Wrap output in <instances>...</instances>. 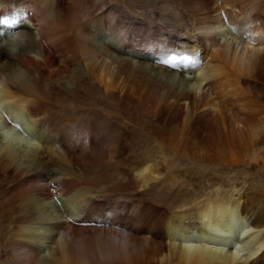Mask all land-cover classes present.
<instances>
[{"label": "bare ground", "instance_id": "obj_1", "mask_svg": "<svg viewBox=\"0 0 264 264\" xmlns=\"http://www.w3.org/2000/svg\"><path fill=\"white\" fill-rule=\"evenodd\" d=\"M0 19V264H262L240 195L166 210L167 160L130 145L250 138L208 99L221 76L264 125V0H0Z\"/></svg>", "mask_w": 264, "mask_h": 264}, {"label": "rangeland", "instance_id": "obj_2", "mask_svg": "<svg viewBox=\"0 0 264 264\" xmlns=\"http://www.w3.org/2000/svg\"><path fill=\"white\" fill-rule=\"evenodd\" d=\"M145 1L146 0H119V2H126V3L133 5L134 7L143 6ZM156 34L160 35L159 33H156ZM131 36L134 37L132 34H131ZM168 36L171 39L174 38V36L171 34ZM144 38H146V36H144ZM137 40H139V38H137ZM221 77H220L219 81L217 80L216 84L212 85V87L213 86L214 87L213 88L211 87L208 99H209V101L213 102L217 106V108L220 107L218 109H220L222 111V117L224 118V120L226 122L229 121V122H227V124L231 123V122H233V123L239 122V124H244V122H245L248 125V128L250 127L249 131L255 130V127L258 125V129L254 131V134L253 135H252V133L250 134V138L253 141V143L250 140L249 135H247L248 134L247 130L244 129L242 131V133H238L234 130L231 131V129H233V128L230 127V125L228 124V131H230V132L227 131L226 133L222 134L223 136L221 135L222 138L224 139V141L223 142L221 141L222 138H220L219 141H216L215 142L216 145H213V147H211L209 149L210 153H208L207 155L204 154L205 152L203 151V147H201L195 143L196 138L195 139L192 138V140L193 139L194 140L192 141L190 139L191 141L187 145L189 149L187 148V146H186V149L194 150V151L190 152V154H189V151L187 150L188 153H185L186 154L185 157H187V158H185L184 156H179V157H177V159L175 161H170L169 158L171 156V153H167V149L164 146L156 145L155 143H152L147 138H145L144 136H141V135L136 136L137 139H135L132 142V144L130 145V147H131L130 153L134 154V155H136L138 153L139 154L151 153L152 156H155V159L156 158L162 159L165 157V159L168 162V168L166 171L167 180H168L167 182L169 184H171L170 187L172 186V188L170 189V187H169L168 190H164L165 189L164 188L161 192H158V194H155V195L151 194L149 196V199L151 200V202L153 204L161 206L164 209L171 211V210H176L177 206L181 205L186 200H188V202H191V197L194 198L195 194H196V196L199 194H200V196H201V194L205 195L206 193H208V194L211 193L213 196L215 194H219L218 196L215 195L216 197H219L221 195L222 196H229V194H233L234 196L233 195L232 196L234 199L236 197H238V195H240V198L242 200L243 199L245 200V201L244 200L243 201H244L248 211H250V210L256 211V214H252L251 218H256V216H258L257 220H258L259 224L264 226V125L261 122H259L260 119H258V115L256 112H253V114H255V115L253 116V114H252L249 117L248 121L245 117L241 118L242 111H240L239 108L240 109L242 108V110H243L244 105H245L244 103H246V101H248L247 103H249V100H247L248 99L247 97L241 96L245 99V101L243 102V101H241V100H243V98L241 99L239 97L241 99L240 101L242 104L240 103V101H235V100H233V101L231 100L232 102L230 103L229 99L226 98L231 94L230 88H229V86L228 87L226 86V83H225L223 76H221ZM220 84H222V85H220ZM216 85H218V86H216ZM223 85H224L225 89L222 88ZM231 97L233 98L234 96H232V94H231L229 98L232 99ZM225 99H227V100H225ZM233 99H236V98H233ZM226 101H228V102L224 103ZM235 102L238 103V105L240 104L241 106L239 105L240 107H238V105L235 104ZM233 104H235V105L232 106ZM222 106H224V108H226V109H224ZM230 106H232V107H230ZM224 112L225 113L227 112V113L225 114ZM235 112H236V114L233 115ZM231 113H232V115H231ZM237 113L240 115V117ZM228 115H231V116L229 117ZM256 116H257V120H254V119H256ZM240 118H241V120H240ZM252 120H253L254 124H253ZM25 121L23 123H25L24 126L26 127L27 123ZM255 123H256V125H255ZM24 126H22V124H19L18 125L19 131H22ZM24 129L26 132H27V130H29L28 132L31 133V135H32V132L30 131V127L28 125H27V128H24ZM227 133L230 137L227 135ZM229 133H231V134H229ZM234 135H236L238 137H236ZM227 136H228V138H227ZM141 138H143L142 141H141ZM144 140H145V142H144ZM245 140L247 142H245ZM225 141L227 143V146H224V145H226ZM146 142H148V143H146ZM244 142H245V144H244ZM254 142H256V143H254ZM242 143H243V145H242ZM249 143L253 147L249 146ZM194 144H196V146ZM136 145H137V147H136ZM228 145H229V147H228ZM219 146H221V147H219ZM216 147H218V148H216ZM234 147L237 149H235ZM242 147H244V148H242ZM246 147H248V148H246ZM199 149H201V150H199ZM212 149H214V151ZM218 151H219V154H218ZM153 152H155V153H153ZM211 152H214V153H211ZM166 153H167V155H166ZM163 154L165 156H163ZM198 154H199V156H198ZM211 155L214 157H212ZM194 156H196V158ZM216 156H217V158H216ZM222 156H224L223 159H220V157H222ZM167 182H166L165 186H168ZM242 200L240 203L243 204ZM106 216H108V214ZM82 225H85V224H82ZM171 260L169 262L164 263V264H167V263H169V264H175V263L181 264V262L176 260V259H171ZM173 261H174V263H172ZM262 264H264V259H262Z\"/></svg>", "mask_w": 264, "mask_h": 264}, {"label": "snow or ice", "instance_id": "obj_3", "mask_svg": "<svg viewBox=\"0 0 264 264\" xmlns=\"http://www.w3.org/2000/svg\"><path fill=\"white\" fill-rule=\"evenodd\" d=\"M8 21L6 19H0V24H7Z\"/></svg>", "mask_w": 264, "mask_h": 264}]
</instances>
